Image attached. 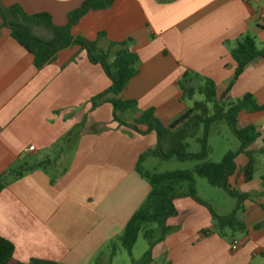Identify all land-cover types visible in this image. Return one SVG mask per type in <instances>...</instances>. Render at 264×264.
I'll return each mask as SVG.
<instances>
[{"label": "crops", "instance_id": "obj_1", "mask_svg": "<svg viewBox=\"0 0 264 264\" xmlns=\"http://www.w3.org/2000/svg\"><path fill=\"white\" fill-rule=\"evenodd\" d=\"M84 1L0 4H19L28 14L47 12L63 26L68 13ZM261 6L264 0H116L107 9L87 13L72 33L95 41L99 50L115 52L120 46L111 42H125L136 52L139 71L119 97L136 100L137 106L118 117L133 123L154 108L168 125L193 106L179 86L185 73L197 74L199 83L212 79L218 97L228 91V98L236 101L251 93L264 105V60L248 66L234 81L231 56L237 40L247 34L264 45ZM110 85L102 65L92 63L79 46L60 50L37 68L34 56L0 21V176L5 184L0 191V236L14 244L17 260L114 264L125 249L118 237L151 191L137 162L157 146L158 137L155 131L141 134L118 126L111 103L91 110V98ZM253 113L254 124L264 131V111ZM139 128L146 130L144 125ZM30 146L35 147L31 152ZM44 161L45 166L21 176L9 172ZM175 206L177 213L167 219L170 230L152 247L149 264H264V228H248L240 238L205 234L214 226L208 207L191 197L176 199ZM259 218L261 223L264 214ZM140 237L146 240L141 233L124 264L139 260L150 248L146 240L134 254Z\"/></svg>", "mask_w": 264, "mask_h": 264}, {"label": "trees", "instance_id": "obj_2", "mask_svg": "<svg viewBox=\"0 0 264 264\" xmlns=\"http://www.w3.org/2000/svg\"><path fill=\"white\" fill-rule=\"evenodd\" d=\"M116 0H85L78 8L70 11L67 16V23L58 26L53 22L52 16L47 12L28 14L21 5L14 4L3 7L0 4V21L2 27L10 30L11 36L34 56L35 66L43 67L51 61L62 49L69 46H79L87 52L92 63L102 65L106 75L111 80V85L102 93L90 100L91 110L96 109L103 103H111L114 108L113 120L118 126H128L141 134L155 131L158 137L157 146L143 152L137 162V170L151 184V191L139 209L130 218L118 241L129 254L137 242L140 234L148 240L150 248L139 259H132L131 264H149L152 261V247L164 239L170 228L167 226V219L177 213L175 200L183 197H191L211 211L214 226L205 230V234L218 233L221 236L230 237L229 232H247L248 227L245 221L239 220L235 212L229 215H218L212 207L197 195L195 177L200 176L214 187L223 188L229 195L243 196L232 188L229 180L236 172V157L238 153H245L248 162L244 167L243 178L245 182L253 180L256 171L255 152L247 148L258 138L262 140L259 148V155H264V131L254 123L245 127H239V114L246 109L252 112L264 111V105L259 104L251 93L245 94L241 99L231 100L228 98V91L218 97L217 86L210 78L196 85L197 74L185 73L179 86L184 98L193 99L199 94L203 97L201 101H194L193 106L168 125L163 124L155 115V109L150 108L142 112L133 123H127L119 119L118 113L125 112L137 106L136 100H122L119 95L125 89L127 83L139 71V55L126 48L125 42H111L112 46H120L111 55L110 51L96 50L95 42L85 38L83 35H75L72 28L90 11H98L109 8ZM39 26L46 29L50 37L43 38L33 32V27ZM231 56L236 63L234 81L237 80L245 69L264 60V45L256 42L250 34L237 40L231 50ZM225 120L232 132L241 141L238 152L228 151L218 161L206 160L208 146L206 143L207 128L212 122ZM139 125L146 126V130L139 128ZM202 131L203 137L197 134ZM188 138H195L202 143V151L190 153L187 151ZM151 156L164 159L176 157L180 161L196 159L198 163L192 169H179L172 171H149L143 163ZM47 161L28 167L21 171H9L21 176L36 167L45 166ZM4 175L0 176V191L5 184ZM259 195H264L261 191ZM263 207V204L260 203ZM264 228V219L254 226V230ZM0 264H60L55 261L33 258L24 263L15 258L14 244L0 236Z\"/></svg>", "mask_w": 264, "mask_h": 264}, {"label": "rangeland", "instance_id": "obj_3", "mask_svg": "<svg viewBox=\"0 0 264 264\" xmlns=\"http://www.w3.org/2000/svg\"><path fill=\"white\" fill-rule=\"evenodd\" d=\"M33 32L40 37L45 39L48 38V31L42 27L34 28ZM100 51L102 50H99L96 45V50L93 53L99 54ZM105 51H110L111 55H114L113 48H111V50L107 48ZM194 84L197 85L198 82ZM186 100L189 104L194 103L193 100L190 102L189 98ZM201 100H203L201 95H195L194 101ZM238 119L239 127L242 128L248 124L254 123L257 119V115L251 110L246 109L243 113L239 114ZM197 136L202 138L203 132L200 131ZM187 142L188 152L199 153L202 151V143L200 141L195 138H188ZM206 143L208 146V153L205 159L214 162L220 161L228 151L238 152L241 146V141L232 132L225 120H217L210 124L206 132ZM261 146L262 140L258 138L247 148V150L255 152L256 157V171L253 180L250 182H245L243 178L244 167L248 162L247 155L245 153H238L236 157V172L230 178L229 182L232 188L243 196L242 199L237 196L229 195L223 188L211 186L203 177H195L197 195L211 206L216 214L224 216L235 212L237 218L245 221L247 227L250 229L252 228L251 230H254V226L259 223V217L264 214V203H262L263 207H259L260 202L264 200V196L259 195V193L264 190V178H262L264 168L261 167V164L264 162V155H259L258 153ZM197 163L198 160L196 159L180 161L176 157L164 159L151 156L146 161L144 167L149 171L164 172L179 169H192ZM233 235H235L236 238H240L242 232H229L230 237H234ZM146 244V240L140 237V241L135 247L134 254L139 253L143 245L145 246ZM120 252L117 253L114 264H124L125 261L128 260V251L121 249Z\"/></svg>", "mask_w": 264, "mask_h": 264}, {"label": "built area", "instance_id": "obj_4", "mask_svg": "<svg viewBox=\"0 0 264 264\" xmlns=\"http://www.w3.org/2000/svg\"><path fill=\"white\" fill-rule=\"evenodd\" d=\"M244 1L248 4L252 3V1L256 2L257 4H259V2H260V0H244ZM258 19H259V21L264 22V7H262V6L260 7V9L258 11ZM34 149H35L34 146H30L29 148H27V150L29 152L33 151ZM237 245H238V243L234 242L232 247L236 248Z\"/></svg>", "mask_w": 264, "mask_h": 264}]
</instances>
